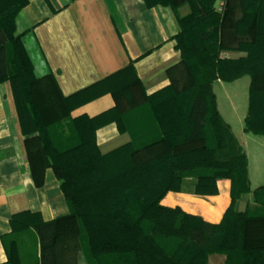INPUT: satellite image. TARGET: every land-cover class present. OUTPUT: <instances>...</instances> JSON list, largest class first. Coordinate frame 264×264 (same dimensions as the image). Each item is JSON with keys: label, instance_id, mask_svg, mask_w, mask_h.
Returning a JSON list of instances; mask_svg holds the SVG:
<instances>
[{"label": "trees", "instance_id": "1", "mask_svg": "<svg viewBox=\"0 0 264 264\" xmlns=\"http://www.w3.org/2000/svg\"><path fill=\"white\" fill-rule=\"evenodd\" d=\"M185 1L146 4L161 3L175 12ZM234 1L224 0L218 15L211 4L196 2L188 16L177 18L180 62L167 70L169 85L153 95L144 96L129 65L93 90L64 98L50 77L34 76L21 40L14 36L15 18L27 0H0V83L11 84L35 185L41 186L45 170L51 169L69 207L67 216L32 226L40 246L39 264H58V248H83L90 264H206L213 254L224 256L225 264L237 256L242 264H264V188L253 194L254 209L234 211L235 203L250 192L247 161L216 111L212 90L218 79L249 77L244 132L264 136V0H252L251 5L240 0L244 7L239 15L233 14ZM207 19L213 31L193 41L192 25ZM231 50L247 56H220ZM179 65L187 69L190 85L177 92L171 78ZM40 84L63 106L61 118L52 124L35 95ZM107 92L121 111L144 105L154 125L102 155L96 130L110 119L121 129L123 117L115 110L96 118L70 114L77 105ZM219 180L231 182V205L217 225L160 205L168 192H179L186 182L194 195L213 196ZM18 220H13L15 231L27 227L28 221ZM14 244L8 262L20 264Z\"/></svg>", "mask_w": 264, "mask_h": 264}, {"label": "crops", "instance_id": "2", "mask_svg": "<svg viewBox=\"0 0 264 264\" xmlns=\"http://www.w3.org/2000/svg\"><path fill=\"white\" fill-rule=\"evenodd\" d=\"M152 1V0H151ZM14 36L19 37L36 78L50 77L64 98L93 90L109 76L131 65L145 97L168 85L167 70L180 62L175 37L179 32L177 16L161 3L148 6L146 0H27L14 21ZM229 60L245 57L242 52H223ZM247 77V76H244ZM229 127L247 161L250 192L234 205L244 213L254 209V192L264 188V136L244 132L245 115ZM142 104V103H140ZM111 93H98L74 107L72 118H96L116 111L123 117L121 129L113 119L95 133L102 155L129 144L134 134L154 125L151 112L141 105L133 110L117 109ZM233 105L227 112L232 119ZM241 125V128H240ZM213 196L200 197L186 182L179 192H168L160 202L165 208H178L183 213L200 217L206 223L219 224L231 205V182L219 180ZM69 214V207L51 169H46L43 184L36 186L30 170L13 91L9 81L0 83V264H9L8 250L14 242L20 264H39L40 246L32 226ZM28 221L27 227L15 231L13 220ZM58 264H90L83 248L75 252L58 248ZM206 264H225V257L210 255Z\"/></svg>", "mask_w": 264, "mask_h": 264}, {"label": "rangeland", "instance_id": "3", "mask_svg": "<svg viewBox=\"0 0 264 264\" xmlns=\"http://www.w3.org/2000/svg\"><path fill=\"white\" fill-rule=\"evenodd\" d=\"M213 0H187L185 1L183 5H179L175 7V14L179 20L185 18L188 16L193 10V4L194 3H200V2H207L208 4H211V10H213L214 14H222V8L224 4V0H216L212 4ZM240 0L234 1V5L232 6L233 9V14L238 15L241 13V10L243 9L244 5L240 3ZM253 3L252 0H246L244 4H249L251 5ZM248 6V5H247ZM232 14V15H233ZM197 16H195L196 18ZM229 18V16H228ZM237 17H234V20H236ZM211 20V19H210ZM207 19L205 22H195L192 25V33H191V38L193 41H197L198 37L201 34H206L210 35L211 32L213 31L212 27H210V21ZM229 21L231 22L230 19L226 20V22ZM210 40V39H209ZM264 45V40L261 39L260 41ZM206 44H202L203 48L205 47ZM224 52V51H223ZM221 52V57L222 53ZM225 52H235V51H225ZM244 53V52H242ZM201 56H205L204 53H200ZM245 57L247 56L246 53ZM184 59L186 62H189L190 59L187 55H185ZM205 61H207L205 57ZM176 71L172 74V82H175L174 87L177 90V92H180L181 89L185 88L184 86L188 87L190 85V80L189 76L187 74V69L182 65H179L176 69ZM169 76L166 73V79L168 80V85L170 83L169 81ZM167 85V86H168ZM247 87H248V78L243 77L242 79L238 80L237 82L233 84H223L219 85L216 84L214 86V93L217 96L218 99V106L219 110L222 113L223 116H225V120L228 121L232 128H238L237 122L242 116L245 115L246 113V108H247ZM35 95L39 98V100H42L44 108L46 111H48V121L49 124H52L54 121L53 120H59L61 118V111L63 110V106L61 103L57 102L53 96V94L47 90V88L43 85L40 84L39 88L35 90ZM233 105L234 107V112H232L233 116L232 119L227 118V112L230 111L231 106ZM56 122V121H55ZM206 128H211L210 124L207 125ZM241 128V125H240ZM178 257H176L177 259ZM238 258L239 262L236 260ZM228 264H242L240 258L237 257H232L228 260ZM244 264V263H243Z\"/></svg>", "mask_w": 264, "mask_h": 264}]
</instances>
